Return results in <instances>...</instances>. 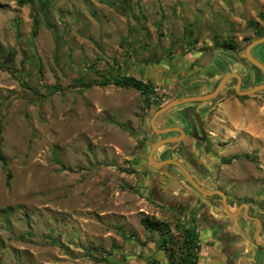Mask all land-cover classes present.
Returning <instances> with one entry per match:
<instances>
[{
  "label": "rangeland",
  "instance_id": "obj_1",
  "mask_svg": "<svg viewBox=\"0 0 264 264\" xmlns=\"http://www.w3.org/2000/svg\"><path fill=\"white\" fill-rule=\"evenodd\" d=\"M263 21L264 0H0L1 148L8 161H0V264H107L131 232L161 241L142 225L146 216L167 222L178 238L183 223L155 200L158 171L137 147L143 142L140 151L149 152L159 138L151 117L199 51L228 40L249 66L245 49ZM126 76L159 88L153 106L141 91L115 84Z\"/></svg>",
  "mask_w": 264,
  "mask_h": 264
},
{
  "label": "crops",
  "instance_id": "obj_2",
  "mask_svg": "<svg viewBox=\"0 0 264 264\" xmlns=\"http://www.w3.org/2000/svg\"><path fill=\"white\" fill-rule=\"evenodd\" d=\"M254 49H257L256 55L258 54L264 61V47L258 45ZM214 61L223 65L224 68L219 67V70L223 71L216 70L215 76L209 82H205L204 85L202 83L203 86L200 85L198 88L199 94H205L213 89L216 82L229 72L232 66L226 54H221ZM206 71L207 69L199 72L197 78H205ZM194 105L198 110L196 116L206 123L204 128L206 139L202 141L195 138L192 132V136L187 132L182 141L162 146L171 145L169 150H165L164 155L191 167L192 172L202 177L205 183H209L213 177L216 184L225 186L229 192L241 197L254 196L264 199V192L260 191L262 184L258 180L261 178L264 180V174L262 177L250 166L255 164L253 159L256 157L257 162H260L259 166L264 170V95L224 94L217 100L196 102ZM184 113L172 109L168 112L169 119L173 118V122L183 128L186 126L183 120ZM165 117L168 119V116ZM199 134L202 136L201 132ZM191 164H194L193 167ZM198 169L205 170L206 173L203 174ZM255 187L259 195L252 192V190L255 192ZM170 212L179 218L177 206H171ZM189 226L197 227L193 223ZM199 235L202 246L199 264H218L212 245L207 243V239H203L202 232ZM155 242L144 237H130L125 244L121 243L109 261L107 259V264H152L154 261L171 264L168 250L161 246V241Z\"/></svg>",
  "mask_w": 264,
  "mask_h": 264
},
{
  "label": "flooded vegetation",
  "instance_id": "obj_3",
  "mask_svg": "<svg viewBox=\"0 0 264 264\" xmlns=\"http://www.w3.org/2000/svg\"><path fill=\"white\" fill-rule=\"evenodd\" d=\"M256 23L257 24H254L255 31L257 32L256 38L264 36V21L263 23ZM215 48L228 49L229 51L234 52L238 55L236 48L230 49L217 45L216 47L211 49L210 53L207 52L206 49L200 50L198 56L194 60L195 64H192L189 67L188 71L184 74H179L177 76V81H175L172 86H170V89L166 91L167 96H164V100L166 103L174 98H178L181 96L199 94L198 89L194 92H189V90L195 87L199 88V86L197 85L198 82L201 81V79L195 78V75L207 69V71L205 72V78L203 79L210 80L213 77L212 74L215 73V71L219 67H223L220 62L214 61L216 57H213V50ZM256 53V50L253 49V54L255 55V57L261 60V58L258 57V54L256 55ZM219 54L221 55L226 53ZM226 55L230 58L231 62L236 61V63L240 64L242 67L230 69L229 72H227V74L230 72H237L241 75V79L237 77L230 78L223 87L227 89V92L224 94L238 95V92L235 89L237 85L240 86L241 90H247L248 88L264 83V72L262 70L251 64V68H249V66H247L248 64L245 63L246 61L239 55V58H237L233 54ZM262 62L264 63V61ZM198 67H200L201 69L196 71L194 74L188 75L190 72H192L193 69ZM187 76L189 77L185 81L184 78ZM224 76L225 75H223L216 82L213 89L207 91L206 93L214 91ZM261 92H264V90L259 91L255 94ZM221 96L222 95H218L216 98H219ZM213 100L214 99H212L211 101ZM195 103L196 102H190L176 106L179 107L185 105V107L183 108V112H185L183 114V120H185L186 126H183V129L185 130V132H189L190 135L191 132H194V128L197 129V132H205L204 128L206 123L203 122L202 124H200V122L198 121V118L196 116L198 110L194 105ZM169 111L165 112L157 119V126L159 128L178 126L176 122H173V118L169 119L170 116H168V119L165 117L164 124L160 123V118L168 115ZM150 129L153 132L151 124ZM144 132H146V130ZM179 134V131H173L172 133L168 134H159V138L155 142L164 137ZM139 143L140 145L137 147V156H140V154L142 153L140 150L143 148V146H145V143ZM153 144L151 145V147L153 146ZM158 150L155 154H157ZM155 158L161 160L168 158V156L166 157L164 155L163 157L157 158L155 155ZM144 160L148 162L147 158H144ZM183 164L191 172L201 188L207 191L220 190L225 194L226 200L220 193H213L205 196L206 202H204L200 196L191 191L192 184L187 180L185 175L184 180H182L181 187L180 189H178L177 195L167 193V189H165V187L168 186V181L162 183L158 180V176L157 178H154L152 184L153 186H151L150 189H152V192L154 190L153 194L155 196V200L157 202H161V204L165 207L173 206V204L176 203L180 221L185 226H188L190 223H193V225L197 226V231L199 233L202 232L205 236V239H207V243H210L212 245V251L215 254V258L217 260L216 262H218V264H264V199H258L254 197H241L238 194L229 192L225 187L216 184L215 178L211 176L210 182L205 183L202 180V177H198L192 172L191 167H189L185 163ZM193 165L194 164H191L192 167ZM179 171L181 170L179 169ZM200 171L203 174L206 173L205 170ZM212 210L217 214H223L224 217H218V215L211 213L210 211Z\"/></svg>",
  "mask_w": 264,
  "mask_h": 264
},
{
  "label": "water",
  "instance_id": "obj_4",
  "mask_svg": "<svg viewBox=\"0 0 264 264\" xmlns=\"http://www.w3.org/2000/svg\"><path fill=\"white\" fill-rule=\"evenodd\" d=\"M263 43H264V36L257 37L255 39H253L247 45L246 50H245V54H246V58H247L248 62L251 65H254L255 67L259 68L260 70H262L264 72V63L261 60H259L257 57H255V55L253 54V49L256 46L263 44ZM213 52H214V54H216V53L233 54L237 58H239V56L236 53L231 52L228 49H224V48H215L213 50ZM249 68H251L250 65H249ZM200 69H201L200 67L195 68L190 73L193 74L197 70H200ZM233 77H237V78L241 79V75L239 73L230 72V73L226 74L221 79L217 88L214 91L209 92V93H205V94H195V95L181 96L178 98H174V99L170 100L169 102H167L162 107H160L158 110H156L154 112V114L152 115L151 120H150V124H151V127H152L154 132H156L158 134H168V133H172L173 131H179V133H180L179 135L167 136V137H164V138L158 140L157 142H155L153 144V146L151 147L149 152H142L140 154L141 157L147 158L149 164L154 169H156L158 171V173H159V175H158L159 179L158 180L160 182L165 183L168 181L169 184H168V186L165 187V189H167V193H169V194L172 193V194L177 195L178 189H180L182 180H184V175H185L187 180L192 184L191 191H193L196 195L200 196L204 202H206L205 196L213 194V193H220L224 197V199L226 200L225 194L220 190L207 191V190H204L203 188H201V186L197 183V181L195 180V178L191 174V172L179 160H177L175 158H165V159L158 160L155 158V153L160 147H162L165 144L176 143V142L182 141L187 134V132H185V130L181 126H169V127H165V128H159L157 126V119L159 118V116H161L165 112L171 110L172 108H174L178 105L185 104V103L208 101V100H212V99L217 100L216 97L218 95H223L224 93L227 92V89L223 88V87L225 86L226 82L230 78H233ZM235 89L237 90V92L239 94L252 95V94H255L259 91H263L264 90V83L258 84L254 87H251V88H248L247 90H241L240 86L237 85L235 87ZM197 118H198V121L200 122V124H202L203 122L201 121L199 116ZM192 123H193V121H192ZM192 133H193V136L195 138L201 139L202 141H204L206 139L205 132H201L202 133V136H201L199 134V132H197L196 128H194V132H192ZM170 164L177 166L183 173L181 171H179L181 174L180 173H173L171 171L170 166H169ZM210 212L218 215V217L219 216L224 217L223 214H217V213L213 212V210Z\"/></svg>",
  "mask_w": 264,
  "mask_h": 264
},
{
  "label": "trees",
  "instance_id": "obj_5",
  "mask_svg": "<svg viewBox=\"0 0 264 264\" xmlns=\"http://www.w3.org/2000/svg\"><path fill=\"white\" fill-rule=\"evenodd\" d=\"M20 5L24 4H31L35 5L38 1L41 2L42 5H47L49 0H16ZM255 24H257L255 22ZM38 25L39 20L35 19V26L33 29V35L38 34ZM193 32L192 30H189L188 36H192ZM190 41V40H189ZM191 42V41H190ZM193 43V42H192ZM215 44L220 47H226L230 49L236 48V45L228 40L220 41L216 40ZM16 55V52L14 50L10 51L8 53V57L13 58ZM4 68V64L0 63V69ZM115 84L122 85L124 87L128 88H135L142 93L146 95L145 104L147 107L153 106L151 102V95L154 92V85L150 82H146L144 80L138 79L133 76H126L125 78L119 79L117 78L115 80ZM58 89H60L57 86ZM43 96L44 94H40ZM1 135H2V128L0 126V161L4 164V166H7L8 161L6 155L2 151V141H1ZM249 157V156H247ZM13 175L11 171L7 172V184L10 185V181L12 179ZM142 225L144 227L152 232H158L161 235V246L164 247L165 250H168L169 257L171 260V264H199V252L201 249V240L200 235L197 231V228L192 226H185L184 224L179 225L180 231V237H176L171 233L170 225L159 219H152L150 216H146L141 219ZM119 229L122 231V235L124 237L127 236V233L122 230L121 227ZM131 238H135L136 234L131 232L130 234ZM106 261V258H105ZM152 264H162L159 262H152Z\"/></svg>",
  "mask_w": 264,
  "mask_h": 264
},
{
  "label": "built area",
  "instance_id": "obj_6",
  "mask_svg": "<svg viewBox=\"0 0 264 264\" xmlns=\"http://www.w3.org/2000/svg\"><path fill=\"white\" fill-rule=\"evenodd\" d=\"M154 93L158 94L159 93V88L155 87L154 88Z\"/></svg>",
  "mask_w": 264,
  "mask_h": 264
}]
</instances>
